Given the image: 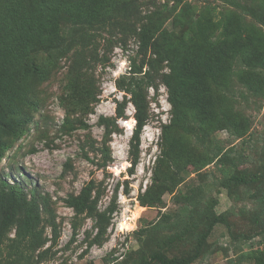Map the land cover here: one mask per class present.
<instances>
[{
	"label": "trees",
	"instance_id": "trees-1",
	"mask_svg": "<svg viewBox=\"0 0 264 264\" xmlns=\"http://www.w3.org/2000/svg\"><path fill=\"white\" fill-rule=\"evenodd\" d=\"M170 1L171 5L164 3L137 29L130 22L136 13L134 0H0V159L12 143L26 133L31 113L44 100L41 85L55 73L59 59L75 46L79 49L74 51L75 58L58 97L67 111L64 124L74 129V122L82 123L75 115L92 111L96 99L92 88L82 83L80 70L92 60L85 50L92 44L93 35L104 29L114 35L119 26L122 31L125 27L138 34L139 39V62L132 59L129 75L117 81L118 87L129 94L135 108L133 117L129 118L133 127L129 142L130 172L137 164L140 134L149 117L147 88L152 86L156 90L158 84H163L171 106L170 120L162 125L152 185L138 197L139 203L160 205L162 194L174 193L184 180L183 171L188 166L200 171L214 159L226 162L220 155V147L210 153L200 145L216 130L225 129L236 137H242L248 130L249 121L246 122L234 107L230 83L236 74L238 81L253 92H264L261 70L264 69V0L255 1L254 20L242 18L240 9L249 10L250 6L244 2L226 0L233 7L219 11L210 7L194 12L185 0ZM253 9L252 6L251 12ZM167 20H170V28L164 27ZM69 23L80 25L81 31L67 39L61 25ZM237 62L241 67L235 70ZM144 65H147L145 70ZM164 66L167 71H163ZM115 114L124 117V103L116 106ZM99 123L106 126L105 135L110 134L109 126L115 125L113 118L106 117H100ZM101 165L105 166L106 161ZM218 185L237 199H240L238 191L245 195L256 205L252 220L263 222L259 218L264 213V162L255 170L230 168ZM94 188L90 180L78 194L67 195L65 203L77 215H95L102 221L107 215L96 210L98 193L92 194ZM188 190L173 196L195 211L202 202L204 189L199 184ZM216 203L214 198L206 203L201 223H184L172 234H157L161 221L170 218L169 213H160L158 221L141 228L138 237L142 241L151 240L155 248L149 246L147 253L143 250L133 264L194 263L203 255L215 224L228 226L225 216L215 213ZM112 209L110 207L109 212ZM38 221L36 198L32 195L27 199L20 183L0 178V242L7 229L15 228L9 253L25 240L32 248L43 243L44 240H37ZM262 225L260 234L264 233V223ZM103 232L100 226L88 246L100 244ZM187 235L191 236L190 240L186 239ZM185 242L188 245H184ZM245 255L250 264H264V246ZM17 259L18 254L13 260L19 261Z\"/></svg>",
	"mask_w": 264,
	"mask_h": 264
},
{
	"label": "rangeland",
	"instance_id": "rangeland-1",
	"mask_svg": "<svg viewBox=\"0 0 264 264\" xmlns=\"http://www.w3.org/2000/svg\"><path fill=\"white\" fill-rule=\"evenodd\" d=\"M185 1L194 12L210 7L216 11L233 7L226 0ZM234 1L250 5L249 10L240 9L242 18L254 20L256 0H229ZM164 3L172 4L170 0H134L136 13L130 21L132 26L138 29L146 17ZM252 6L254 12H251ZM61 26L67 39L81 31L80 25L69 23ZM117 27L114 35L108 32L109 29L93 35L92 44L85 50L92 60L89 66L80 70L82 83L92 88L96 99L92 103V111L75 115L81 118L82 123L74 122V129L64 124L67 111L58 97L75 58L74 51L79 49L75 46L68 55L59 59L55 73L41 85L44 100L31 113L26 133L14 141L0 159V178L9 183H20L27 199L32 195L36 198L39 221L35 231L37 240H44L35 248L25 240L9 253L8 246L15 229L10 227L0 242V264H112L121 260L133 264L139 260L143 250L147 253L149 246L155 248L151 240H139L141 228L158 221L162 212L169 213L170 218L161 221L158 235L172 234L184 223H201L206 203L212 198L217 200L215 213L223 214L228 226L215 224L203 255L192 264H250L245 253L264 246V233L259 232L264 223V213L260 212L259 218L263 222L256 223L252 220L256 205L240 191V199L229 196L218 183L230 168L255 170L264 162V92L257 94L239 82L236 74L232 77L230 92L235 100L234 107L246 122L249 121V127L242 137L232 136L225 129L216 130L200 145L210 153L220 147V155L226 158V162L214 159L200 171L191 166L183 171L184 180L174 193L177 196L187 193L190 187L202 185V202L195 211L191 206L176 201L174 193L169 192L162 194L160 205L143 206L138 197L152 185L162 125L170 120L171 106L167 101L166 88L160 81H157L160 84L156 90L152 86L147 88L149 117L140 134L137 164L130 172L129 142L133 127L129 118L133 117L135 108L129 101V94L118 87L117 81L129 75L132 59L139 62V39L138 34L128 28L124 27L122 31ZM164 27L170 28V20L164 23ZM149 55L147 53V57ZM239 67L241 64L237 62L234 69ZM146 68L144 65L143 70ZM261 70L264 73V69ZM163 71H167L165 66ZM119 103H124L123 118L115 114ZM100 117L114 119L115 125L109 126L110 134L105 135L107 128L99 123ZM103 161H106L105 166L101 165ZM90 180L95 187L92 194L98 193L96 210L107 215V219L102 217V221H98L95 215H77L65 203L67 195L78 194ZM110 207H113L111 212ZM100 226L104 231L102 242L88 246ZM186 239L190 240L191 236L187 235ZM17 254L19 261L13 260Z\"/></svg>",
	"mask_w": 264,
	"mask_h": 264
}]
</instances>
